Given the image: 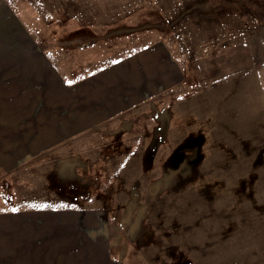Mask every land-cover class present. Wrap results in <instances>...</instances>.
Here are the masks:
<instances>
[{"label":"rangeland","instance_id":"rangeland-1","mask_svg":"<svg viewBox=\"0 0 264 264\" xmlns=\"http://www.w3.org/2000/svg\"><path fill=\"white\" fill-rule=\"evenodd\" d=\"M263 35L264 0H0L6 92L55 96L159 42L182 80L133 93L129 113L0 170V210L81 207L116 264H264V73L252 95L239 88L216 106L193 74V61ZM219 107L238 131L216 132ZM55 234L51 245L79 256L67 247L79 232ZM28 235L19 262L56 252Z\"/></svg>","mask_w":264,"mask_h":264},{"label":"crops","instance_id":"crops-1","mask_svg":"<svg viewBox=\"0 0 264 264\" xmlns=\"http://www.w3.org/2000/svg\"><path fill=\"white\" fill-rule=\"evenodd\" d=\"M180 65L178 57L159 42L128 54L119 63L97 72V76H90L82 85L88 90L83 99L79 84L65 86L48 98L42 91L28 98L22 88L9 92L0 89V170L13 172L68 140L91 132L105 120L108 122L129 113L135 103V99H131L133 93L167 87L173 92L178 82H182ZM193 68L199 87L214 90L215 101L210 102L211 105L231 102L235 96L232 91L239 88V97L245 92L252 95L251 82L257 78L255 73L260 76L264 73V35L252 39L249 45L234 44L226 50H217V54L197 59L193 61ZM26 81L29 83L28 79ZM46 83L51 84L50 81ZM136 100L140 103L136 106L144 105L140 97ZM213 109L211 112H215ZM215 120L219 128L216 132L238 131L235 125L233 128L229 125L236 119L221 115V107ZM83 213L81 207L0 210V253L3 248L9 252L8 256L0 255V264H116L113 257L106 255L108 242L97 238L96 229L90 231ZM51 232L56 233V239L60 234L63 238L66 232H79L73 242L67 243V247L77 250L79 256H63L61 251L66 244L58 240L51 245L50 240L55 237H50ZM91 232L92 235H85L83 240L81 234ZM30 233L35 234L36 241L47 242L56 252L39 260L28 258L25 263L19 262L17 251L19 246H30ZM19 240H26V243L19 244Z\"/></svg>","mask_w":264,"mask_h":264}]
</instances>
